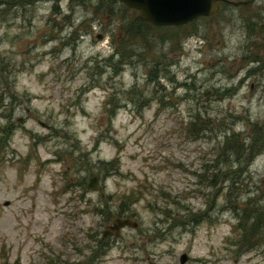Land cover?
Returning <instances> with one entry per match:
<instances>
[{"label":"rangeland","instance_id":"374dc122","mask_svg":"<svg viewBox=\"0 0 264 264\" xmlns=\"http://www.w3.org/2000/svg\"><path fill=\"white\" fill-rule=\"evenodd\" d=\"M230 1L0 4V264H264V0Z\"/></svg>","mask_w":264,"mask_h":264},{"label":"water","instance_id":"95a60500","mask_svg":"<svg viewBox=\"0 0 264 264\" xmlns=\"http://www.w3.org/2000/svg\"><path fill=\"white\" fill-rule=\"evenodd\" d=\"M128 8L137 11L140 20L155 26L182 25L199 16H208L216 12L217 3L230 0H116ZM232 2V1H230ZM239 4L240 2H232ZM244 3V2H243ZM98 37V36H97ZM207 96V91H203ZM86 187L100 189L96 175L87 179ZM137 224L127 218H115L107 230L102 232V238L117 236L122 228H136ZM186 255L181 254L177 264L186 262Z\"/></svg>","mask_w":264,"mask_h":264},{"label":"trees","instance_id":"16d2710c","mask_svg":"<svg viewBox=\"0 0 264 264\" xmlns=\"http://www.w3.org/2000/svg\"><path fill=\"white\" fill-rule=\"evenodd\" d=\"M2 2H4V0H0V4H1ZM208 16H209V15H208ZM199 17H203V16H199ZM196 18H197V17H196ZM193 20H194V19H193ZM140 21H142V20H140ZM143 22H145V21H143ZM147 23H148V22H147ZM148 24H150V23H148ZM150 25H152V24H150ZM153 26H155V25H153ZM177 26H178V25H177ZM157 27H159V26H157ZM155 76H157V75L155 74L154 77H155ZM114 113H115V112L112 111L110 114H108V121L110 120V117L113 116ZM191 117H192V116H191ZM197 123L200 124L199 116H198V114H195V115L193 116L192 119H190L189 121H187V123H186V125H187V129H189V128H190V129L196 128V126H198ZM101 133H102V132L99 133L100 138H101ZM100 138H99V139H100ZM99 139L96 140V141H99ZM255 141H256V139H255L254 141H253V139H252L251 144L249 145L248 149L251 150V151H254V148L259 147L258 150H264V137H263L261 140H259L258 143H256ZM240 146H241V145H239L238 140H236V139L234 138V136H229V137L226 138L225 142H223V148H222V149L229 148V149L231 150V152H229L228 155L233 154V152L236 153V154H238V152H240ZM112 162H114V164H116L117 161H116V159H113ZM221 173H222V176H223V175H225L227 172H221ZM132 195H133V193L130 194V196H132ZM125 210H126V209H123L121 204L118 205V206H117V215H120V214L124 213ZM127 218H129V217H127ZM254 218H255V217H252V218H249V219L254 220ZM258 222H259V219H256V220H255V224L258 223ZM255 224L252 226V229L254 228ZM237 226H238V227H241V228H244V229H242V235H245V234H246V229H247V228H246L245 226H243V225H240V224L237 225ZM258 233H259V231H258ZM259 234H260V233H259ZM91 239H92V237H91ZM99 247H101V246L99 245Z\"/></svg>","mask_w":264,"mask_h":264}]
</instances>
